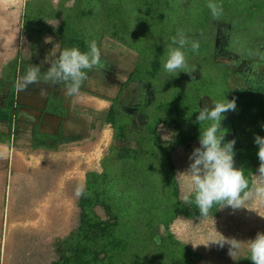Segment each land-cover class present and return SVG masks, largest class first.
<instances>
[{
    "label": "trees",
    "instance_id": "1",
    "mask_svg": "<svg viewBox=\"0 0 264 264\" xmlns=\"http://www.w3.org/2000/svg\"><path fill=\"white\" fill-rule=\"evenodd\" d=\"M222 3L223 15L218 20L212 18L206 0H79V9L66 13L64 48L87 52L89 41L95 40L99 48L113 27L121 29L125 41L140 52L130 81L148 80L154 98L146 105L148 118L136 147H111L103 160V174L86 182L80 231L72 238L70 253L61 255L56 264H194L193 252L173 236L155 240V228L169 224L183 211L172 155L159 139L158 125L173 127L175 139L199 142L205 125L196 122V117L203 96L213 106V100H235L225 139H235L234 149L242 150L241 168L250 183L249 173L259 161L254 138L264 137V91H231L228 79L234 70L217 60L216 43L219 27L229 25L224 51L239 64L257 60L264 48V0ZM179 31L200 47L193 51L189 44L183 49V71L188 73H168L162 61L170 38ZM108 121L117 139H123L132 124L130 116L118 112L116 102ZM99 206L107 212V222L96 213Z\"/></svg>",
    "mask_w": 264,
    "mask_h": 264
},
{
    "label": "crops",
    "instance_id": "2",
    "mask_svg": "<svg viewBox=\"0 0 264 264\" xmlns=\"http://www.w3.org/2000/svg\"><path fill=\"white\" fill-rule=\"evenodd\" d=\"M31 2L0 0V264H5L7 245L14 244L11 238L17 228L45 226L44 201L35 205L30 198L35 192V176L45 178L50 164L57 162L71 164L68 172L65 167L62 169V180L67 173L76 178L83 167H91L109 147L121 141L115 138V128L108 121L115 102L120 114L132 118L125 138L131 126L143 125L148 118L147 114L141 122L128 111L131 104H141L145 85L142 80L130 81L132 73L126 58L121 59L123 66L114 70V75L112 58L124 56L114 58L117 51L106 39L99 49L100 63L86 71L88 78L82 82L78 95L69 98L64 83L51 84L42 79L18 89L17 84L30 67L38 65L42 72L47 71L50 65L44 63V58L54 43L61 42L64 48V18H57V24L52 25L49 20L54 16L43 9L31 11ZM46 38L52 43H46ZM109 44L111 49L106 47ZM220 62L234 70L228 79L231 91L253 90L250 84L243 85L240 79L244 77L264 81V59L260 56L240 64L236 58ZM41 88L46 90L44 96ZM202 98L213 107L208 97Z\"/></svg>",
    "mask_w": 264,
    "mask_h": 264
},
{
    "label": "rangeland",
    "instance_id": "3",
    "mask_svg": "<svg viewBox=\"0 0 264 264\" xmlns=\"http://www.w3.org/2000/svg\"><path fill=\"white\" fill-rule=\"evenodd\" d=\"M31 11L43 9L45 13H50L49 22L52 25L57 24V18H64L67 12L77 11L79 9V0H32L28 4ZM121 29H111V33L104 36L100 40L99 48L103 41L114 44L113 49L117 51L115 57L124 56V58H112L113 71L121 67V59L129 60V71L132 73L136 68L139 59V49L130 46L122 36ZM230 34V26H220L217 31L216 56L220 62L224 59H235V56L224 51L223 47L228 40ZM108 38V39H107ZM103 44V43H102ZM110 46V44H109ZM107 49H111L112 46ZM116 47V48H115ZM117 49V50H116ZM122 52H119L120 50ZM228 57V58H227ZM116 75V71H114ZM259 76V75H258ZM145 85L146 103L152 100V87L148 80L141 79ZM243 85H249L253 90L264 89V81H257L244 77L240 79ZM250 82V83H249ZM209 104V105H208ZM209 106L210 102L206 98H202L201 106ZM128 111L137 117V120L143 122L147 117L146 107L138 103L136 106L130 105ZM230 110L226 113L222 127L229 129ZM228 124V125H227ZM142 125L136 124L131 126L128 136L121 141L115 142L113 148L131 147L137 145V137L141 131ZM115 131V130H114ZM159 139L168 147L172 155L176 185L178 196L183 204V211L177 215L169 224L158 225L155 228V240L160 241L167 235L173 236L178 242L187 247L195 255L194 264H252L250 260V251L248 241L254 239L258 232H264V200L259 198H250L244 204L247 208L232 209L231 207H222V204H214L209 210L207 216H201L197 208L194 198L189 194V199H183L187 193L186 186L182 185V177L178 174L184 172L189 164V156L199 142L196 140L183 141L175 139L174 128L164 124L158 125ZM226 140V139H225ZM227 141V140H226ZM109 147L104 156L86 169L81 170L78 177H70L67 173L65 180L61 179L62 169L65 167L68 172L71 164L51 163L48 169L49 175L43 179L35 176V192L33 199L35 205L41 200L44 201L43 220L45 226L42 228H17L16 234H12V242L14 244L7 245V259L5 264H56L60 261L61 255H68L72 249L75 235L80 231V206L82 195L77 196V188H81L84 192L86 182L93 176L102 175L104 172L103 160L110 152ZM236 155L234 157V167L241 169L242 166V150L234 149ZM260 161L256 163L249 173L250 183L248 190L264 184V177L258 176V168ZM86 170V171H85ZM59 179H57V177ZM27 202L29 203V199ZM96 213L104 222L108 221L107 212L103 207H96ZM217 229V230H216ZM214 235L218 240L228 241V238L238 240L239 248L235 255L229 256L230 245L225 244L220 247L216 244H210L209 236ZM230 242V241H228ZM196 246L195 248L193 245ZM203 244V245H201ZM199 245V246H198Z\"/></svg>",
    "mask_w": 264,
    "mask_h": 264
},
{
    "label": "clouds",
    "instance_id": "4",
    "mask_svg": "<svg viewBox=\"0 0 264 264\" xmlns=\"http://www.w3.org/2000/svg\"><path fill=\"white\" fill-rule=\"evenodd\" d=\"M206 3L212 18L218 20L223 15L222 0H206ZM45 42L52 43L50 38H46ZM189 44L193 51L199 50V42L191 40L182 31L170 38L162 61L164 71L168 73H175L177 70L186 72L183 71L186 68V55L183 49ZM88 49L87 52H82L78 47L61 48V42L54 43L44 58V63L50 65L47 71L42 72L41 66L38 65L30 67L20 79L17 88L23 90L42 79L51 84L64 83L66 85L65 94L69 98L78 95L82 82L88 78L85 70H91L100 63V52L95 40L89 41ZM260 57L264 59V53H261ZM40 94L44 96L46 90L41 88ZM213 102V107L206 105L203 108L199 107L197 111L199 114L196 122L205 125L203 131H200L199 147H196L189 156L188 168L178 173L188 193L183 199L187 201L191 194L201 216H207L214 204H222L221 208L227 206L236 210L247 209L244 204L250 198L264 200V184L248 190V181L245 179L242 168L234 167L236 140H225L229 129L222 127V121L226 119L225 113L236 109L235 100L227 99L226 103L214 100ZM254 143L259 146L258 176L264 177V137L256 135ZM82 194L83 190L77 188L76 195ZM209 241L210 244H216L221 248L225 244L230 245L228 254L232 258L239 248L238 240L235 238H228L230 241L228 242L218 240L210 234ZM193 247L196 246L193 245ZM248 248L252 264H264V232H258L254 239H250Z\"/></svg>",
    "mask_w": 264,
    "mask_h": 264
}]
</instances>
